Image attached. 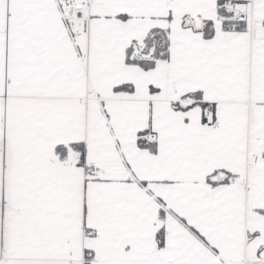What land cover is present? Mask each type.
Listing matches in <instances>:
<instances>
[{
	"label": "snow or ice",
	"instance_id": "obj_1",
	"mask_svg": "<svg viewBox=\"0 0 264 264\" xmlns=\"http://www.w3.org/2000/svg\"><path fill=\"white\" fill-rule=\"evenodd\" d=\"M0 264H264V0H0Z\"/></svg>",
	"mask_w": 264,
	"mask_h": 264
}]
</instances>
